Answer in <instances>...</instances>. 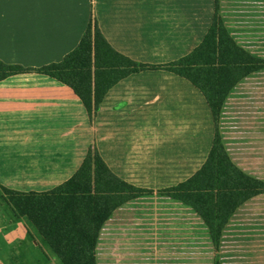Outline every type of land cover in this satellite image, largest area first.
<instances>
[{"label":"crops","instance_id":"0c3cea01","mask_svg":"<svg viewBox=\"0 0 264 264\" xmlns=\"http://www.w3.org/2000/svg\"><path fill=\"white\" fill-rule=\"evenodd\" d=\"M260 1L255 22L262 32ZM218 9V0H0V61L28 68L0 79V183L26 192L48 191L67 181L90 149L115 175L144 189H163L192 176L209 156L217 120L191 80L164 67L130 73L90 113L71 86L40 68L72 53L90 24L119 53L161 66L199 46ZM232 9L225 0L226 25L233 23ZM243 14L247 17L248 11ZM263 90L262 80H240L227 94L224 110L228 113L231 102L242 98L262 101ZM258 135L264 150V137ZM224 138L227 151L234 143L250 144L249 139H229L228 133ZM125 212L116 207L111 213ZM23 228L17 252L0 256V264H47L37 251L26 254ZM121 243L122 250L104 261L98 256L96 264L166 260L147 257V248L164 247L166 241ZM133 247L140 255L126 249Z\"/></svg>","mask_w":264,"mask_h":264},{"label":"rangeland","instance_id":"374dc122","mask_svg":"<svg viewBox=\"0 0 264 264\" xmlns=\"http://www.w3.org/2000/svg\"><path fill=\"white\" fill-rule=\"evenodd\" d=\"M219 2L222 9H218L214 17L209 38L204 41V45L198 53H194L191 59L186 60L193 64L178 68L203 86L216 108L217 135L211 148V150L214 149V157L207 158L203 166L196 169L193 175L208 164L209 166L212 164L215 168L226 166L227 160L221 158L222 146L236 167L244 173L264 181V150H261V144H257L256 138L257 134H259L258 137L262 135L264 137V95L262 101L252 96L238 99L231 102L228 113L224 110L225 95L240 80L228 90L229 85L245 69L262 66L243 76L242 79H259L264 83V31L261 32V26L255 22L256 6L261 1L229 0L233 8V23L228 25L224 20L225 0H218ZM243 3L246 7L243 6ZM246 11H248V15L244 17L243 13ZM251 12L254 16L251 15ZM235 13L237 14L235 15ZM229 37L256 60L250 61L240 56V51L233 48ZM243 60H245L244 64L237 62ZM101 62L107 64L109 60L103 59ZM254 73H258V76H252ZM100 80L102 85L103 82L108 81V77L103 75ZM227 133L229 139H249L250 144L234 143L233 146H229V151H227L224 141ZM89 152L92 153L93 160L96 150L90 149ZM78 169L72 176L77 173ZM209 176L207 171L196 187L199 189L209 187L207 184ZM236 180H239V176L235 174L225 184L229 186ZM3 187L13 189L7 184L0 183V256L12 254V251L17 252L15 245L21 239L24 225L27 229V235L23 241L24 246L26 245V254L36 255L38 253L37 255L44 257L48 263L62 264L51 250L47 248L45 251H42L41 248L39 250L37 247L39 244L34 239L38 238V235L28 232L25 220L19 217L6 202ZM87 187L84 186V188ZM168 188L154 190L145 188L146 192L143 194L119 205L118 208L124 209L127 215L112 216L111 213L103 223L95 246L96 260L98 256L101 261L107 260L108 256L122 250L120 248L121 241L151 239L168 242V244H164V247L147 248V252L149 251L147 257L154 258L161 255L166 258L162 264H217V262L220 264H264V192L244 200L230 214H227L225 209H212L206 219L191 204L168 195ZM204 193H208V191ZM100 199H98V204L103 206ZM218 202L225 205L227 199ZM80 210L81 213L86 211L85 208ZM20 219H23L24 222H21ZM17 221L21 225L16 226ZM208 221H214L213 229ZM146 223L148 226L145 225ZM126 249L134 250V255L141 253L135 247ZM36 251L37 253L34 254ZM159 251H163V254L158 253Z\"/></svg>","mask_w":264,"mask_h":264},{"label":"trees","instance_id":"16d2710c","mask_svg":"<svg viewBox=\"0 0 264 264\" xmlns=\"http://www.w3.org/2000/svg\"><path fill=\"white\" fill-rule=\"evenodd\" d=\"M213 21L204 40L190 54L161 66L138 62L119 53L103 37L100 30L90 24L89 30L72 53L62 61L43 66L40 70L71 86L91 111L102 101L107 90L124 76L149 68L164 67L196 84L204 93L215 117V105L203 86L178 69L183 65L193 64L186 60L191 59L194 53L202 49L204 41L212 32ZM229 40L233 43V48L240 51V56L250 61L256 60L246 50L236 45L231 37ZM103 59H108L109 63H102ZM244 61L237 62L244 64ZM261 67L253 66L245 69L231 82L228 90L243 76ZM27 70L28 68L21 65L0 61V79ZM103 75L108 77V81L101 85L100 78ZM91 154V152L87 154L74 176L48 191L24 192L3 187L6 202L19 217L25 220L28 232L38 235V238L34 239L42 251L46 248L51 250L62 264H96L95 246L103 223L116 207L146 192V189L130 184L115 175L97 151L93 160ZM213 157L214 149L209 153L208 159ZM221 158L227 160L226 166L215 168L212 164L210 166L208 164L186 181L169 187L167 194L191 204L207 219V214L212 209H225L226 213L230 214L244 200L264 192V181L236 167L222 146ZM207 171L210 175L207 183L209 187L197 188L196 184ZM235 174L239 176V180L227 186L225 182L230 181ZM84 186L88 187L84 188ZM205 191L208 193H204ZM98 199L103 202V206L98 204ZM224 199H227L225 205L218 202ZM81 202L82 204H79ZM81 208H85L86 211L81 213ZM208 224L212 229L214 228V221H208Z\"/></svg>","mask_w":264,"mask_h":264}]
</instances>
